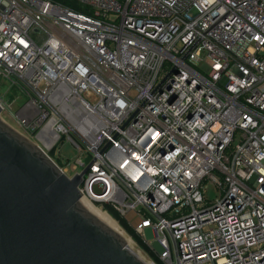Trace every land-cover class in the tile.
Wrapping results in <instances>:
<instances>
[{"label":"built area","instance_id":"2783aa9c","mask_svg":"<svg viewBox=\"0 0 264 264\" xmlns=\"http://www.w3.org/2000/svg\"><path fill=\"white\" fill-rule=\"evenodd\" d=\"M72 1L0 0L11 126L163 264H264V0Z\"/></svg>","mask_w":264,"mask_h":264},{"label":"water","instance_id":"95a60500","mask_svg":"<svg viewBox=\"0 0 264 264\" xmlns=\"http://www.w3.org/2000/svg\"><path fill=\"white\" fill-rule=\"evenodd\" d=\"M2 110L0 264H149L83 205L82 175L64 174Z\"/></svg>","mask_w":264,"mask_h":264},{"label":"rangeland","instance_id":"374dc122","mask_svg":"<svg viewBox=\"0 0 264 264\" xmlns=\"http://www.w3.org/2000/svg\"><path fill=\"white\" fill-rule=\"evenodd\" d=\"M0 97L3 99V103L7 107V111L5 112V118H6L5 120L10 125H14L15 122L13 121V118L11 116V111H15L18 108V104L21 103L22 99L17 97V94L15 92L6 91L4 88H0ZM58 149H59V153L55 155L56 159L61 163L64 162V164L69 163L68 164L69 172L70 174L74 173L75 171L74 164L76 162V159L79 157L78 151L71 143L64 142V141L59 143ZM207 196L211 200L216 199L219 196V192L217 188L210 184L207 188ZM129 217L131 218L132 216H129ZM144 237L146 238V240H148L153 245L154 248H156L158 251H161V245L158 242L156 235L154 234L152 229L150 228L145 229ZM134 246H135L134 251L136 253L141 254L147 260L153 261L154 263H156L151 257V255L147 253L136 241H135Z\"/></svg>","mask_w":264,"mask_h":264},{"label":"trees","instance_id":"16d2710c","mask_svg":"<svg viewBox=\"0 0 264 264\" xmlns=\"http://www.w3.org/2000/svg\"><path fill=\"white\" fill-rule=\"evenodd\" d=\"M61 3H64L65 5L71 6L77 10H83V11H89L91 14H93V10L88 7H81L77 3L73 2L72 0H55ZM106 210L108 213L119 223V225L127 231V233L147 252L151 255L153 260L157 264H163L160 260L158 254L148 246L142 239V237L130 226L126 218L119 215L117 212H115L111 207H106Z\"/></svg>","mask_w":264,"mask_h":264},{"label":"bare ground","instance_id":"6f19581e","mask_svg":"<svg viewBox=\"0 0 264 264\" xmlns=\"http://www.w3.org/2000/svg\"><path fill=\"white\" fill-rule=\"evenodd\" d=\"M81 202L83 203V205L90 211L92 212L99 220H101L102 222H104L106 225H108L109 227L113 228L115 231L119 232L122 236L125 237L126 242L129 246V248H131V250L134 251V244L135 241L129 237L120 227V225L117 223V221L111 216L109 215L107 212L102 211L101 209L95 207L90 201L86 200V199H82ZM135 252V251H134ZM138 254V253H137ZM139 256H141L143 259H145L149 264H156L153 261H149L147 260L143 255L139 254Z\"/></svg>","mask_w":264,"mask_h":264}]
</instances>
